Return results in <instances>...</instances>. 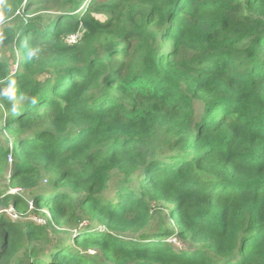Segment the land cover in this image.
<instances>
[{
    "label": "trees",
    "instance_id": "obj_1",
    "mask_svg": "<svg viewBox=\"0 0 264 264\" xmlns=\"http://www.w3.org/2000/svg\"><path fill=\"white\" fill-rule=\"evenodd\" d=\"M0 264H264V0H0Z\"/></svg>",
    "mask_w": 264,
    "mask_h": 264
},
{
    "label": "rangeland",
    "instance_id": "obj_2",
    "mask_svg": "<svg viewBox=\"0 0 264 264\" xmlns=\"http://www.w3.org/2000/svg\"><path fill=\"white\" fill-rule=\"evenodd\" d=\"M7 214H8V216L12 217L13 219H17V216L20 217V215H17V213L13 210V208L9 209V210L7 211ZM14 216H15V217H14ZM39 219H40V218H39ZM40 222H41V220H40ZM176 246H182V244L179 243V242L177 241V242H176ZM182 247H183V246H182Z\"/></svg>",
    "mask_w": 264,
    "mask_h": 264
},
{
    "label": "built area",
    "instance_id": "obj_3",
    "mask_svg": "<svg viewBox=\"0 0 264 264\" xmlns=\"http://www.w3.org/2000/svg\"><path fill=\"white\" fill-rule=\"evenodd\" d=\"M68 41H71V42L76 41V36H72V37H70ZM9 161L12 163V161H13V160H12V156L9 158Z\"/></svg>",
    "mask_w": 264,
    "mask_h": 264
}]
</instances>
